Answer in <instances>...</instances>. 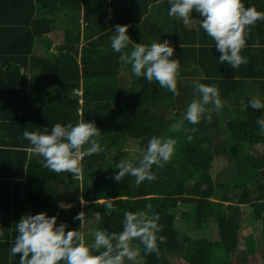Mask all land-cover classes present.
<instances>
[{
  "label": "trees",
  "instance_id": "16d2710c",
  "mask_svg": "<svg viewBox=\"0 0 264 264\" xmlns=\"http://www.w3.org/2000/svg\"><path fill=\"white\" fill-rule=\"evenodd\" d=\"M246 1L264 12V0ZM150 8L157 13L161 37L150 29V17H154L148 14ZM168 9V0H0V173L14 179L0 182V264H19L20 254L13 257L10 249L17 235L15 224L23 215H56L57 224L64 222L72 230L80 227L74 219L80 211L87 217L84 233L89 243L93 237L88 232L93 228L122 231L126 211L158 213L163 227L158 236H165L166 243H159L157 257L146 255L134 240L133 247L140 249L138 264H170L168 254L173 253L179 254L182 264H212L216 248L225 254L242 250L237 259L264 264L257 238L251 231L241 238L242 221L236 216L237 209L248 204L251 209L245 218L261 225L264 243V130L257 124L264 109L250 108L248 97L243 112L229 113V105L237 103L246 89L247 78H256L264 88V80L259 79L264 77V21L252 29L248 47L242 50L247 64L234 69L218 59L208 69L204 67L206 78L199 82L215 84L224 107L211 114L210 123L201 120L193 125L184 119L183 110L199 93H192L190 84L194 83L187 73H200L199 59H213L216 53L203 43L198 56L187 44L190 40L176 38ZM62 21L65 24L60 27ZM117 24L129 25L132 43L126 52L134 43L150 45L170 39L173 58L180 62L179 95L160 88L158 82L137 78L130 65H121L120 53L112 50L110 40ZM256 41L259 46L251 47ZM125 67L130 78L122 83L120 71ZM258 98L264 102V95ZM82 117L100 129L104 151L86 155L79 176L50 172L43 167L42 157L30 153L23 133L43 132L45 127L51 131L56 123H75ZM222 126L227 144L220 140L214 144ZM192 128L196 131L191 132ZM154 135L177 141L174 155L157 171V179L145 180L138 187L131 176L119 182L112 179L119 171L115 168L119 160L106 163L108 152L115 147L123 152L120 145L128 139L146 149ZM229 167L234 171L217 183L216 174ZM230 195L237 197V204L229 205L233 210L227 213L223 201ZM110 200L113 210L108 212L105 205ZM61 202L71 207L61 209ZM148 204L151 209L146 208ZM180 205L185 206L183 217L195 219L196 226L210 225L214 219L215 239L184 233L176 225ZM96 212L101 214L99 221ZM237 259L234 264H241Z\"/></svg>",
  "mask_w": 264,
  "mask_h": 264
},
{
  "label": "clouds",
  "instance_id": "9594fccd",
  "mask_svg": "<svg viewBox=\"0 0 264 264\" xmlns=\"http://www.w3.org/2000/svg\"><path fill=\"white\" fill-rule=\"evenodd\" d=\"M167 11L169 17H175L189 24L193 10L203 17L199 28L212 38L219 56L220 64L227 63L232 68L247 64L249 59L242 54L248 47V38L258 21H264V12L255 6H245L243 0H169ZM129 25L115 26L114 35L110 37L111 48L120 53L121 65H130L131 72L137 78H145L149 83L158 82L160 88L179 95L177 88L180 75V62L173 58L175 49L168 40L153 41L150 45L134 43L130 52L124 51L132 39L128 34ZM253 47L259 46L256 41ZM181 47H184L182 44ZM199 98H193L188 104L184 119L196 125L205 120L211 122V114L224 107L218 87L193 82ZM211 107H208V106ZM253 110L264 109V102L253 95L248 100ZM257 124L264 130V117L257 119ZM191 132L196 129L192 128ZM23 138L30 142L31 154L43 158V167L50 172L70 173L79 176L82 172V160L86 155L98 154L104 149L100 140L102 134L94 121H86L83 117L75 123H56L51 131L47 127L43 132L25 131ZM191 141L193 137L188 135ZM177 141L166 136H152L147 143L142 158L120 160L115 168L119 169L112 179L119 182L125 177L135 178L138 187L145 180L157 179V171L167 164L175 153ZM155 165L156 171H153ZM81 204L85 201L81 199ZM59 208H70L61 202ZM106 211L113 210V202H106ZM151 209L152 205H146ZM96 220L101 219L99 212ZM80 221L79 229L67 230L64 222L57 224V216H48L46 212L35 215H23L15 224L17 235L10 249V255L20 254L19 264H125L133 261L138 264L140 249L133 247L132 242L138 240L146 255H160L159 243H166V237L159 235L163 231L158 223V213L147 211H126L123 217V228L118 234L114 231L93 228L88 235L93 237L92 243L86 239L84 229L87 217L80 211L75 217ZM0 236L3 232L0 231Z\"/></svg>",
  "mask_w": 264,
  "mask_h": 264
},
{
  "label": "rangeland",
  "instance_id": "374dc122",
  "mask_svg": "<svg viewBox=\"0 0 264 264\" xmlns=\"http://www.w3.org/2000/svg\"><path fill=\"white\" fill-rule=\"evenodd\" d=\"M65 22L62 21V24L60 23V27L61 25H64ZM82 35H83V31H82ZM85 41L82 40V44ZM120 74L122 75L123 79L121 80L122 83H127V79L126 78H130V73L128 72L127 67L122 68L120 71ZM82 90L80 89L78 91V93H80ZM248 91V89H244L240 94H239V100L241 101L243 100V98L246 96V92ZM194 95H196V91H195V87L194 90L192 92ZM187 98V97H186ZM196 98H199L196 96ZM237 112H243V110L247 107L246 102L243 100L242 102H237ZM232 112H236V109L233 110ZM185 113V112H184ZM233 114V113H231ZM226 127L222 126L220 131H219V135L216 137L214 144L218 143V141L220 140L221 143H226V141L224 140L225 137L228 135L225 131ZM123 152L118 153V147L112 148L108 154L107 157L105 159L106 163L109 162H115V161H120L122 159H140L142 158L143 152L146 150L145 148H143V146L141 147L138 141H135L133 139H128L126 140L123 144L120 145V148ZM120 154V156H119ZM235 169V165L233 166ZM233 170V169H232ZM231 172L230 167L229 169L226 170H222L220 172L217 173L216 175V181L223 183L226 179V177L228 176V174ZM79 178V177H77ZM82 178V177H81ZM80 179V178H79ZM217 188H215V194H214V199L218 198V194H217ZM234 198H237L236 196H233ZM236 203V199H232V195H230V199L228 201H223V207L226 208L227 213L231 212L233 210V208H229L228 206L231 204H235ZM184 205H180V207L177 208V220H176V225L187 235H191L192 237H204V238H208L210 240H214L215 237L218 235V229H217V223L214 221V219H210V225L207 226H196L194 223L195 219H192L191 217H183V208ZM185 207V206H184ZM185 209H189V208H185ZM240 209V210H239ZM239 209H237L236 212V216L239 217V219L242 221V229H241V238H244V236H246L247 233H249L250 231L252 233H254L255 238H257V241L259 243L260 249H261V256H264V243L261 241V237H262V233H261V225H257L254 223H249L248 219L245 218V214L248 213V211L251 209L250 206L247 204L244 207H239ZM245 210V211H244ZM182 214V215H181ZM260 224V223H258ZM87 230V226L84 227L83 231ZM183 236V235H181ZM243 241V240H242ZM241 253V254H240ZM179 254H168V258L170 261V264H182V262L179 259ZM238 256H242V250L240 252H235V253H229V254H225V252H223L221 249H215L214 253H213V257H212V264H229L232 263L234 264L236 262V259L238 258ZM241 264H250L248 263L249 260H239ZM137 261H141V256L138 255L137 257ZM128 264H132V263H136L133 261H127Z\"/></svg>",
  "mask_w": 264,
  "mask_h": 264
},
{
  "label": "crops",
  "instance_id": "0c3cea01",
  "mask_svg": "<svg viewBox=\"0 0 264 264\" xmlns=\"http://www.w3.org/2000/svg\"><path fill=\"white\" fill-rule=\"evenodd\" d=\"M243 2L245 3L246 7L247 6H251V4H252L250 2H247L246 0H243ZM254 5H256V4L254 3ZM168 7H170L169 0H168ZM148 14H151L152 16H154V17H150V25L148 24L150 26V29L157 36L160 35V37H161L163 35V33L161 32V29L159 28V23H158V20L156 18V16H157L156 11L153 12V9L150 8ZM191 18L192 19L190 20L189 24H185L182 20H180L178 18H175V17H172L169 20L170 23H171V27L173 28L172 31H173L174 35L176 36V38L184 39L185 41L186 40H190V42H188L187 44L192 46V47H194L196 49L198 56H200V51L202 50V44L203 43H205V45L209 44L208 47H207L208 49L213 47L214 50H215V53H216V57H214L213 59H208V60H206L204 62L201 59H199L198 65L199 66L202 65V69L200 68V73H198L196 75L194 73H191V71H190V73H187L189 75L188 79H191L190 81L194 82V81H197V80L199 81L200 78H206V74L204 73L203 69H205V68L208 69L213 64H215L216 61H218V58L221 55V53L216 50V47H215V44H214V41L212 40V38L209 37L204 32L203 29L199 28V21L198 20L203 19V17L199 16V14L196 13L195 10H193V12L191 14ZM256 24H259V21ZM254 28H256V25H255ZM200 34H203L204 36L202 37V36H200ZM164 40H168L170 42V39L167 38V37ZM202 40H205V42H203ZM252 45H250V46L253 47ZM203 50H205V49H203ZM259 79L260 80H264V77H261ZM246 80H247V85L245 87L248 89V91L245 93L246 96L243 98L244 101H245V98L251 97L253 95H255L257 97H260V96L264 95V88L262 87V85L259 82L256 81L257 80L256 78H251L250 77V78H247ZM190 86L192 88L195 87L194 84H190ZM182 97H187V96H182ZM243 100H241V101H243ZM238 102H240V101H238ZM225 103L227 104L229 102H225ZM229 106H230V109L232 107H234V110L236 109V112H232L233 110L229 109V111H231L229 113H233L234 115H237V113H238L237 112V107H236L237 103H233L232 105H229ZM183 111H186V109L183 110ZM223 170H226V169H223ZM232 171H234V170H232ZM231 172L229 174H231ZM258 176L260 177V175H258ZM6 178H10V177H6L5 175H2L0 173V182H7V181H11L12 182L14 180L12 177H11L12 179H6ZM2 197H3V194L1 193L0 194V198H2ZM232 199H234V198H232ZM235 204H237V203H235Z\"/></svg>",
  "mask_w": 264,
  "mask_h": 264
},
{
  "label": "built area",
  "instance_id": "2783aa9c",
  "mask_svg": "<svg viewBox=\"0 0 264 264\" xmlns=\"http://www.w3.org/2000/svg\"><path fill=\"white\" fill-rule=\"evenodd\" d=\"M76 91L78 92L79 90H76ZM81 92H82V91H81ZM81 92H80V93H81Z\"/></svg>",
  "mask_w": 264,
  "mask_h": 264
}]
</instances>
